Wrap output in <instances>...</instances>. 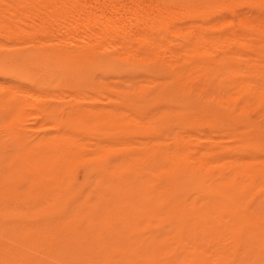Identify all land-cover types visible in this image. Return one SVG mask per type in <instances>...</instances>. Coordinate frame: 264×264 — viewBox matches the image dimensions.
<instances>
[{
	"label": "rangeland",
	"instance_id": "rangeland-1",
	"mask_svg": "<svg viewBox=\"0 0 264 264\" xmlns=\"http://www.w3.org/2000/svg\"><path fill=\"white\" fill-rule=\"evenodd\" d=\"M42 1L0 0V264H264V178L251 167L247 168L251 179L234 182L235 172L236 176L243 172L240 167L232 169L231 154L226 153L241 145L234 154L237 160L257 155L264 160V95L234 101L247 82L238 76L237 63L222 62L221 55L210 56L211 64L201 62L196 70L191 65L180 69L157 59L150 50L152 38L158 49L168 45L183 52L189 47L202 52L214 40L230 47L235 36L229 32L237 28L243 58L258 59L264 56V49L257 46L264 40V0ZM91 14L98 25L91 31L89 46L98 48L101 55L105 41L98 39V33L118 35L114 43L124 44L140 28L147 39L124 44L123 56L109 50L119 66L107 76L95 66L87 68L96 81L104 83L105 94L112 93L110 98L90 97L86 86L82 96L75 98L62 81L52 86L50 94L49 81L43 78L49 56L40 53L67 42L75 36V27L83 33ZM131 22L135 26L130 33ZM177 73L182 84L171 94L158 96L156 79ZM75 99L82 106L79 112L70 108ZM45 102L60 110L39 114L37 104ZM96 107L108 110L120 124L116 128L102 124L104 119L88 113ZM137 114L143 115L150 130L137 126L132 119ZM162 140L172 152L165 161L146 150ZM89 153L112 160L120 180L85 189L80 178H67L75 187L69 192L66 183L52 190L39 176L51 172L50 157L69 161ZM37 168H42L41 174ZM173 174L182 176L177 187L183 204L180 218L196 223L189 235L176 227L174 213L159 208L147 195L148 176L166 186L169 176L168 181L177 184ZM217 189L233 205L223 216L212 208V201L202 200L205 193L212 196ZM195 191H201L200 195ZM197 195L201 196L199 209L192 201ZM58 204L61 209L55 208ZM168 206L176 209L175 203ZM203 207L206 213L202 214ZM247 212L254 220L244 227L239 226L245 221L231 220L234 216L241 221ZM204 222L209 227L199 225Z\"/></svg>",
	"mask_w": 264,
	"mask_h": 264
},
{
	"label": "bare ground",
	"instance_id": "bare-ground-1",
	"mask_svg": "<svg viewBox=\"0 0 264 264\" xmlns=\"http://www.w3.org/2000/svg\"><path fill=\"white\" fill-rule=\"evenodd\" d=\"M45 1V0H43ZM42 1V3H43ZM49 0H46V2H48ZM52 1V0H50ZM50 1L48 3H50ZM54 2V0L52 1ZM57 2V1H56ZM89 3V2H88ZM59 4V3H58ZM57 4V5H58ZM97 5V4H96ZM132 5V4H131ZM134 6V5H133ZM37 7V6H36ZM149 7V6H148ZM158 7V6H157ZM241 7V6H240ZM111 10V9H110ZM168 10V8H167ZM109 11V10H108ZM66 12V10H65ZM61 13V12H59ZM70 11H68V15ZM139 14V13H138ZM61 15V14H59ZM64 16V14H62ZM67 15V13H66ZM76 15V14H75ZM93 14H91L85 21L88 24V27H86L85 30H83V33L79 32L78 27H75L74 29V33L75 36L71 37L69 40H67V42L63 43L61 46L58 47H53L52 49H43V51L40 53V55L42 57L45 56H49L46 60V70L44 71V80L48 79L47 81L49 84L48 87V91L50 92V94L52 93V86L54 84H56V82L58 81H62L65 84V87L68 89L73 90L72 93H69V95H75V98H78L79 96H82V89L86 86L88 87V91H89V95L90 97H104V98H110L112 96V93H107L105 94V91L102 89V87L104 86V83L102 81H96L94 78V74H89L87 71L88 67L91 66H95L98 69H102L105 73V75H109V73L113 72L119 65L118 62L116 60V57L113 55L114 52L112 54L109 53V50L115 51L117 55L119 56H123L126 52H127V48L125 47L124 44H131V43H136V41L138 43H141V41H144L147 39V33L143 32L142 30L139 29H135L133 30V22H131V27H127L129 28V32L131 33L133 30V34L132 36H129V38L127 39L126 42H124V44L121 43H114L115 39H117L118 35H109V36H105V34L103 33H98V39L99 40H104L105 41V46H104V50L105 53L104 55H101L100 52H97L96 47L94 46H89V37L91 36V31L94 28V26L98 25V21L96 22L95 20H92L91 17ZM126 15V14H125ZM130 15V14H129ZM250 15V14H249ZM122 16H120L119 18H121ZM169 17V16H168ZM66 18V17H65ZM113 17H110L108 20H112ZM114 19V18H113ZM241 20V19H240ZM250 20V19H249ZM84 21V20H83ZM84 21V22H85ZM117 21V20H116ZM133 21V20H132ZM247 21V20H246ZM261 21V20H260ZM113 23V22H112ZM120 23V22H119ZM123 23V22H122ZM129 23V22H126ZM93 24V26H91ZM121 24V23H120ZM125 24V22H124ZM85 25V24H84ZM117 25V24H116ZM122 25V24H121ZM120 25V26H121ZM127 25V24H126ZM261 25V24H260ZM86 26V25H85ZM113 26V24H112ZM135 26V25H134ZM137 26V25H136ZM183 29V26L180 25ZM231 26V25H230ZM234 26V25H233ZM253 26V25H252ZM124 27V26H123ZM217 27V26H216ZM215 27V29H216ZM251 27V26H250ZM256 27V26H255ZM8 28V27H7ZM103 28V27H102ZM235 28V27H234ZM252 28V27H251ZM84 29V28H82ZM231 29V27H230ZM237 29V28H236ZM235 30H230L231 32H228L235 36V39L232 43V45L230 47H227L226 45H222L220 43H218V40H214V41H208L203 48H205L204 51L201 52V50L199 48H195V47H189V49H187V51H182V49H174L172 50L171 48L167 46H165L163 49H158V47H156V39L152 38L151 39V53H153V55L157 58V59H163L166 62H169V64H175L176 66H178L180 69L185 67L186 65H191L190 67L195 69L197 68V66H199V64H201V62H206L207 64H211L208 60V58L211 57H216L218 55L222 56V62L226 61L228 62V64H230L231 62H235L237 63L236 65V71L239 74L238 76H240L244 82H247V88L245 90L241 89L239 92V96L237 97V99H235L234 101H238L244 98H249V99H253L256 96L258 97H263L264 93H263V88H264V56H260V58L258 59H254V58H243V54H242V50H240L238 48V43L240 42V38H241V34L240 32H237ZM103 30V29H102ZM122 30V28H121ZM194 30V28H193ZM115 29L113 30L114 33ZM127 31V30H126ZM181 31V30H180ZM196 33L198 30H195ZM236 31V32H235ZM1 32V31H0ZM72 32V33H73ZM103 32V31H102ZM112 32V31H111ZM128 32V33H129ZM163 32V31H162ZM182 32V31H181ZM186 32H189L186 31ZM184 32V33H186ZM96 33V34H97ZM183 33V34H184ZM229 33L226 32V34L228 35ZM261 33V32H259ZM180 34V33H179ZM62 35V34H61ZM155 35V34H154ZM156 36V35H155ZM230 35H228L227 37H229ZM244 36V35H243ZM251 36V35H250ZM120 37V36H119ZM232 37V36H231ZM214 38V37H213ZM244 38V37H243ZM57 39V38H56ZM208 39V38H207ZM242 39V38H241ZM248 40V39H247ZM206 41V40H205ZM250 41V40H249ZM247 42L248 44H251L253 42ZM60 42V40L58 41ZM94 42V41H93ZM215 42V43H214ZM164 43V42H163ZM167 43V42H166ZM173 43V42H172ZM177 44V43H174ZM257 44V43H256ZM255 44V45H256ZM171 45V44H170ZM186 45V44H185ZM190 45V44H189ZM202 45V44H201ZM250 45V46H251ZM187 46V45H186ZM185 46V47H186ZM258 48L260 50L264 49V40H262V42L257 44ZM146 47V46H144ZM173 47V46H172ZM177 47V46H176ZM247 47V46H246ZM143 48V47H142ZM174 48V47H173ZM233 48H235L236 50L234 51ZM250 48V47H249ZM140 49V48H139ZM131 50V49H130ZM148 51V50H147ZM134 54L138 53V49H134L132 51ZM144 52V51H143ZM209 55V56H205V55ZM213 55V56H212ZM153 56V57H154ZM166 56H168L169 58H166ZM211 56V57H210ZM51 57V58H50ZM204 57H206V60L204 59ZM41 59V58H40ZM153 59V58H152ZM33 60V59H32ZM132 60V59H131ZM156 60V59H155ZM211 60V59H210ZM34 61V60H33ZM161 61V60H160ZM29 62V61H28ZM163 62V61H162ZM161 63V62H160ZM218 63V62H217ZM175 66V67H176ZM40 67V66H39ZM173 67V66H172ZM190 68V69H191ZM36 70V69H35ZM187 70V69H186ZM194 70V71H195ZM158 72V71H157ZM202 72V71H201ZM134 73V72H133ZM178 74V73H177ZM197 74V73H196ZM160 75V74H159ZM184 75V74H183ZM185 76V75H184ZM180 77H182V75L179 73L178 75H171V76H160L158 79H156L155 84H154V89L157 92L158 96H162V95H169L171 94L175 87L178 84H182V81L180 79ZM31 78V77H30ZM196 80V79H195ZM128 82V81H127ZM192 82V81H191ZM149 83V82H148ZM185 83V82H184ZM47 84V85H48ZM46 85V86H47ZM153 85V84H152ZM4 87V86H3ZM115 87V86H114ZM37 88V87H36ZM45 88V87H44ZM22 90V89H21ZM57 90V89H56ZM1 91V90H0ZM31 91V90H30ZM66 91V90H65ZM59 92V91H58ZM61 92V91H60ZM59 92V93H60ZM134 92V91H133ZM186 92V91H185ZM17 93H19L17 91ZM43 93V92H42ZM139 93V92H138ZM137 93V94H138ZM21 94V93H20ZM31 94V93H30ZM132 94V93H131ZM260 96H259V95ZM18 95V94H17ZM33 95V94H31ZM37 95V94H36ZM45 95V94H44ZM54 95V94H53ZM6 96V95H5ZM15 96V93H14ZM7 97V96H6ZM52 97V96H51ZM54 97V96H53ZM52 97V98H53ZM129 97V96H128ZM5 98V97H4ZM3 98V99H4ZM18 98V97H17ZM36 98H39L36 96ZM11 99V97H10ZM9 99V101H11ZM172 99V98H171ZM76 102L74 104L70 105V108L72 111L75 112H79L82 109V106L79 104L78 99H75ZM136 100V99H135ZM173 100V99H172ZM163 101V100H162ZM17 102V101H16ZM19 102V101H18ZM51 102V101H50ZM10 104V102H8ZM13 103V101H12ZM115 103V102H114ZM12 105V104H11ZM16 105V104H15ZM33 105V104H32ZM179 106V105H177ZM213 106V105H212ZM224 106V105H223ZM22 107V106H21ZM38 107V112L39 114H51V113H55L57 112L59 107L58 106H53L51 103L49 102H45L37 104ZM93 107V106H92ZM191 107V106H188ZM214 107V106H213ZM28 108V107H27ZM197 108V107H196ZM26 109V106L25 108ZM32 109V108H31ZM62 109V108H61ZM209 109V108H208ZM62 110H65V108H63ZM23 111V110H22ZM231 111L235 112V110L231 109ZM243 111V110H241ZM247 111V110H246ZM108 110H105L104 108L100 109L99 107L93 108L91 109L88 113H91L93 115L96 116L97 120H105V122L102 124H104L105 126H109V125H113L115 128L120 124L119 120H115L114 118H111V116H109L108 114ZM165 112V111H164ZM175 112V111H174ZM177 112V111H176ZM187 113V112H185ZM222 113V112H221ZM220 113V114H221ZM160 114V113H159ZM219 114V113H218ZM157 115V114H156ZM225 115V114H224ZM36 116V114L34 115ZM143 115L141 114H137L136 116L132 117V119L134 118V120L137 122V126L141 127L143 129H151L150 124L148 122H143L142 119ZM227 118V117H226ZM231 120V119H230ZM166 121V120H165ZM164 121V122H165ZM259 121V120H258ZM101 124V123H100ZM49 126V124H48ZM169 126V125H168ZM54 129V128H53ZM164 129V128H163ZM68 130V129H66ZM235 130V129H234ZM114 131V130H113ZM62 132V131H61ZM161 132V131H160ZM57 133V132H56ZM114 133V132H113ZM245 134V133H244ZM55 135V134H54ZM94 135V134H93ZM194 135V134H193ZM196 135V134H195ZM149 136V135H148ZM83 137V136H82ZM87 138V137H86ZM85 138V139H86ZM90 138V137H89ZM136 138V137H135ZM251 138V137H250ZM94 139V138H93ZM97 139V138H96ZM118 139V138H116ZM114 140V139H113ZM112 140V141H113ZM119 140V139H118ZM154 140V139H152ZM161 140V139H160ZM103 141V140H102ZM115 141V140H114ZM165 140L162 141H157V142H151L153 143V145L151 147H148L146 150L148 151L149 155L153 156V157H157L160 156L161 160L163 159V161H165L167 158H170L171 155V150L169 148H166L164 142ZM62 142V141H61ZM203 142V141H202ZM208 142V141H207ZM143 142H140V144H142ZM146 143V142H145ZM91 144V142H90ZM147 145V144H146ZM245 145V144H244ZM251 146V145H250ZM253 146V145H252ZM61 148V147H60ZM96 148V147H95ZM118 148V147H117ZM241 145H237L234 147H230L227 149L226 153H230V161L232 163L231 167L234 170L235 167H240L242 169L243 175L241 176H236V172L234 177L232 178L234 180V182H238L239 180H243V179H251V173L248 172L247 168H251V167H256L258 172H259V176L264 178V160L260 159V158H256L257 156H254L256 159H259L258 161H256V159L254 157H251L247 160L244 161H239L237 160V158L234 157V154L236 152H240L241 151ZM246 148V147H245ZM120 149V148H119ZM158 149L162 150L160 151L161 153L158 152ZM225 149V148H224ZM54 150V149H53ZM57 151V150H56ZM68 153L72 152L71 149L67 150ZM114 151V150H113ZM63 152V151H62ZM66 152V151H65ZM63 152V153H65ZM5 153V152H4ZM83 153H86V150H83ZM210 153V152H209ZM236 155V154H235ZM109 156V155H108ZM192 156V155H191ZM190 156V157H191ZM193 157V156H192ZM200 157V156H199ZM243 157V156H242ZM62 158V157H61ZM61 158H54V157H50V160L48 161L49 166H50V170L51 172L48 175H39L41 179H44L46 181L49 182L50 188L53 189H60V186H62L63 184H67V189L68 191H72L74 188H72V185L70 183V181L73 178H80L81 182L83 184V187L85 189L87 188H91V189H95L96 186L98 187H103L105 186V182L106 181H111L112 183L116 184V182H118L120 180V178H118L117 176V172L116 170L113 168V165H111L112 160H109L105 157H98V155H94L90 153L88 155H80L77 157L72 158L71 160H65V159H61ZM241 158V157H240ZM229 159V158H228ZM239 159V158H238ZM139 160V159H138ZM156 160V158H155ZM154 160V161H155ZM186 161V160H185ZM220 161V160H219ZM133 162V161H132ZM201 164V163H200ZM204 165V163H203ZM41 166V165H40ZM199 166V165H198ZM208 166V165H206ZM203 166V167H206ZM226 166V165H225ZM229 166V164H228ZM189 168V167H188ZM199 168V167H197ZM225 168V167H224ZM42 169V168H41ZM37 168V173L41 174L42 170ZM66 169V172H64L65 176H63L62 172L63 170ZM187 169V168H186ZM196 169V168H195ZM236 170V168H235ZM164 171V170H163ZM205 171V169H204ZM203 171V173H205ZM207 171V168H206ZM167 172V171H166ZM122 174V173H121ZM195 176V175H194ZM193 176V177H194ZM170 177V176H169ZM167 177V185L166 186H161L160 184L159 187L155 186L154 181L155 177H151L148 176L147 177V183L145 186L147 189V195H152V198L154 200H156L158 203V207L162 208V209H166L167 211H171L172 213H174V221L177 223L176 227L178 226L179 231H183L189 235L190 234V230L192 229V227L195 226V222H188L186 221L187 218L186 216H184V218H180L182 215L180 213L181 207H182V202L180 199H178L177 196V187H178V182H180V178L182 177L181 175H177V174H173L172 177L175 179V181H177V184H171L170 181H168ZM67 178H69V182L67 183ZM76 181V180H75ZM33 182V181H32ZM123 182V181H122ZM166 182V181H165ZM186 183V182H185ZM163 184V183H162ZM183 184V183H182ZM186 185V184H185ZM242 185V184H241ZM191 186V185H190ZM81 187V186H80ZM79 187V188H80ZM78 188V187H77ZM101 189V188H100ZM108 189V188H107ZM193 189H189V191H192ZM83 191V190H82ZM264 191V189H263ZM197 194L200 195L201 191H195ZM80 195H82V192L79 193ZM78 194V195H79ZM212 194V193H211ZM210 193H205L204 196L202 197V200H204L206 203L210 204V202H213V206L212 208L214 210H216L220 216L225 215V213L227 212V210H229L230 206L232 207V202H230L228 199H224L225 197L222 196V192L219 191L218 189L216 190L215 195H211ZM190 196H192L193 194H189ZM197 195L196 197H194L193 204H195V206H198L197 209H199L200 203L199 200L201 199V196ZM75 196V195H74ZM119 196V195H118ZM255 196V195H253ZM234 197V196H233ZM68 198V197H67ZM146 199V198H145ZM242 199V198H241ZM58 200V199H57ZM69 201V200H68ZM175 203L176 209L172 210L168 205L170 203ZM252 203V202H251ZM90 205V204H89ZM264 205V204H263ZM60 204L56 205L55 208L57 209H61ZM187 207H192V206H187ZM244 207V206H243ZM207 208V207H206ZM245 208V207H244ZM201 209V208H200ZM234 209V207H233ZM232 209V210H233ZM249 209V208H248ZM187 210V209H186ZM202 214L206 213L205 212V207H203L202 209ZM208 212V211H207ZM42 213V212H41ZM63 213L65 214L66 212L63 211ZM184 213V212H183ZM128 214V213H127ZM148 214V213H147ZM201 214V215H202ZM204 216V215H203ZM1 218V217H0ZM27 218V217H26ZM245 218V220H244ZM244 218L240 221L237 220V218H235L234 216L231 217V220L234 223H239V222H244L245 223H241V226L239 227H244L247 222H252L254 220V216L252 215V213L247 212V214L244 215ZM104 219V218H103ZM247 219V221H246ZM119 222V221H118ZM157 222V221H156ZM259 222V221H258ZM24 223V222H23ZM27 223V222H26ZM76 224V223H75ZM88 224V223H87ZM124 224V223H123ZM255 224V223H254ZM46 225V224H45ZM200 226H204V227H209L207 224L201 223L199 224ZM9 226V224H8ZM227 226V224H226ZM50 227V226H49ZM17 228V226H16ZM211 228V227H210ZM225 228V227H224ZM63 229V228H62ZM228 229V228H226ZM226 229H223L224 231ZM16 230V229H15ZM235 230V229H234ZM240 230V228H239ZM77 231V230H76ZM129 232V231H128ZM24 233V232H23ZM229 234H231L232 236H234L233 231L228 232ZM247 233V232H246ZM51 236V235H50ZM244 236V235H243ZM40 237V236H38ZM135 237V236H134ZM44 238V237H43ZM42 238V239H43ZM141 238V237H140ZM152 238V237H151ZM150 238V239H151ZM172 238V237H171ZM72 239V238H71ZM177 241L179 242L181 240V238L178 239V237L176 238ZM64 240V239H63ZM263 240V239H262ZM112 241V240H111ZM149 241V240H148ZM175 241V240H174ZM239 241V240H238ZM132 242V241H131ZM182 242V240H181ZM236 243V242H235ZM240 243V242H239ZM264 244V243H263ZM135 246V245H134ZM181 246V245H180ZM184 246V245H183ZM226 246V245H225ZM234 246V245H233ZM231 246V247H233ZM256 246V245H255ZM230 249V248H229ZM249 249V248H248ZM169 250V249H168ZM187 250V249H186ZM217 250V249H216ZM103 251V250H102ZM134 251V250H133ZM132 251V252H133ZM131 252V251H130ZM249 252V251H248ZM252 252V251H251ZM121 254V253H119ZM250 254V253H249ZM130 255V254H129ZM197 255V254H196ZM122 256V254H121ZM126 257V256H125ZM151 257V256H150ZM161 257V256H160ZM159 257V258H160ZM170 257V256H169ZM193 258V257H192ZM157 259V258H156ZM194 259V258H193ZM145 260V259H144ZM259 261V260H258ZM162 262V261H161ZM220 261H218L219 263ZM117 264V263H116Z\"/></svg>",
	"mask_w": 264,
	"mask_h": 264
}]
</instances>
